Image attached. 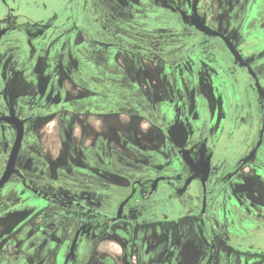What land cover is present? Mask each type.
<instances>
[{
    "label": "flooded vegetation",
    "instance_id": "obj_1",
    "mask_svg": "<svg viewBox=\"0 0 264 264\" xmlns=\"http://www.w3.org/2000/svg\"><path fill=\"white\" fill-rule=\"evenodd\" d=\"M56 1L0 0V264H264V0Z\"/></svg>",
    "mask_w": 264,
    "mask_h": 264
},
{
    "label": "rangeland",
    "instance_id": "obj_2",
    "mask_svg": "<svg viewBox=\"0 0 264 264\" xmlns=\"http://www.w3.org/2000/svg\"><path fill=\"white\" fill-rule=\"evenodd\" d=\"M43 3L48 4L46 6H47V9H49L48 10L49 12H51V9L58 7V2L56 0H39L37 7L39 9L41 7V9L38 10L37 7H34V6L31 8L32 11H35L37 13L38 17L40 14H44L45 9L43 7L45 6V4H43ZM192 30L197 32V30H195V29H192ZM107 50L110 52H106ZM112 51L113 50L109 47H103V46L89 45L88 44V45H84L82 47H78L76 51H73L74 52L73 55L76 56L77 58L78 57L81 58L82 60H86V58H87V59H91L93 62L100 61V63H102V62H105V58H107L106 54L107 53L111 54ZM223 54H224V52H223ZM109 58H110V56H109ZM108 65L110 67V70L113 73L119 72L117 66L115 65V61H112ZM119 75L124 76L125 79L122 80V83L124 85H127L128 81L125 77V74L120 73ZM101 94L106 96L107 100H111L113 97L116 96L115 91H111L110 93L101 92ZM107 96H109V97H107ZM122 96L126 97L128 95L126 93H122ZM98 100L102 101L103 99H102V97L99 96ZM116 101H120L122 104H124L126 102L124 100V98L118 99ZM71 106H72V108H74L75 112H85L88 109L92 108V104L90 103V101H78V103H73V104H71ZM109 106L111 107L113 105L112 104L111 105L106 104V105H104V108L109 107ZM45 123L48 124L45 128L47 130V132H43L44 135L47 134V136L45 138V139H47L45 147L47 148V150L49 149L48 151H51V153H54V155H56L58 153V150L54 149V147H52V145L54 143V140L57 139L59 136V134L54 131L55 129H57V123L53 117L46 119ZM31 130H33V128H31ZM59 148H60V152L61 151L63 152L62 147L59 146L58 149ZM49 172L52 174L51 171H49ZM53 173H54V175L56 174V168L55 167L53 168ZM42 207L43 206H41V208ZM44 211L47 213V212H49V209L48 210H42L41 212H44Z\"/></svg>",
    "mask_w": 264,
    "mask_h": 264
},
{
    "label": "water",
    "instance_id": "obj_3",
    "mask_svg": "<svg viewBox=\"0 0 264 264\" xmlns=\"http://www.w3.org/2000/svg\"><path fill=\"white\" fill-rule=\"evenodd\" d=\"M197 2H198V0H195L194 8H196ZM182 15H183V13H182ZM192 19L194 21L195 26L198 29L204 31L206 34H208V35H217V36L223 37L222 35L216 33L215 31H213L209 27H206L204 25V23L200 21L199 18L192 17ZM185 21H187L186 17H185ZM14 123H15V125L18 128V139H17V143H16V146L14 148V151H13V154H12V157H11V161H10L7 173H6L5 177L3 178V180L0 182V185L5 183L7 181V179L9 178V176L11 175V172H12L13 167H14L15 159H16V157L18 155L19 150H20L21 142H22V139H23V136H24L23 124L20 121H18V120H15Z\"/></svg>",
    "mask_w": 264,
    "mask_h": 264
}]
</instances>
